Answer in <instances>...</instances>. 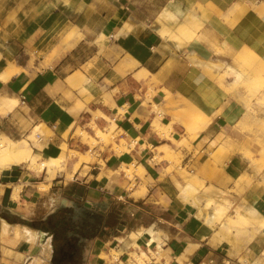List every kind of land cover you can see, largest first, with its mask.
<instances>
[{
	"label": "crops",
	"instance_id": "0c3cea01",
	"mask_svg": "<svg viewBox=\"0 0 264 264\" xmlns=\"http://www.w3.org/2000/svg\"><path fill=\"white\" fill-rule=\"evenodd\" d=\"M171 1L0 0V74L8 64L19 69L6 79L0 75V99L14 100L0 110V133L27 139L37 127L40 146L30 141V147L42 159L59 158L62 146L94 159L80 162L74 155L61 165L74 176L71 188H82L83 195L66 192V173L56 174L58 166L51 181L47 169L36 173L23 163L0 172V264L41 256L42 247L22 237L24 228L45 233L49 257L42 259L52 264L53 234L27 221L37 209L43 222L75 204L104 218L119 215L116 227L101 230L123 231L138 222L137 251L161 248L164 254L145 264H249L264 252V221L240 233L220 223L226 215L264 218V166L255 169L264 154L253 143L264 140V105L242 104L210 76L214 64L236 69L232 61L244 48L264 63V0H174L176 7ZM143 71L147 76L138 79ZM234 79L228 78L229 86ZM195 109L200 114L192 122ZM157 119L169 126L165 133L154 128ZM111 124L128 151L116 154L83 140L85 132L98 141L95 128L106 131ZM226 141L231 151L221 150ZM216 152L218 161L211 157ZM128 165L142 170L130 178L121 169ZM183 170L218 191L210 209L221 205L226 215L214 219V227L204 220L210 217L204 199L185 200ZM10 183L22 187L18 200L1 193ZM53 187L63 192L59 198ZM26 205V216L13 212ZM2 218L11 225L6 236ZM151 225L159 233L154 237L144 232ZM120 262L129 264L125 256Z\"/></svg>",
	"mask_w": 264,
	"mask_h": 264
},
{
	"label": "rangeland",
	"instance_id": "374dc122",
	"mask_svg": "<svg viewBox=\"0 0 264 264\" xmlns=\"http://www.w3.org/2000/svg\"><path fill=\"white\" fill-rule=\"evenodd\" d=\"M238 58H239V56H238V54H236L234 57V60L232 61V64H233V66H235V68L237 70H239L243 74V77L240 79H237L235 77V79H234L235 84H233L231 86L228 85V78H231L232 76H235V75L231 74V73H229V74L226 73V71H230L232 69V67H230V66L228 68L227 64H225V65H218V64L213 65L212 64L213 68L210 69L211 70L210 76L214 80L219 81L218 83H220L222 86H225L226 90L232 96H235L236 99L239 102H241L242 104L264 105V74L262 75L263 77L262 76L259 77V75L257 76L256 71H248V66H246V64L239 63ZM249 59L251 61V64H255L258 68H264V65L262 64V62H260L255 56L250 57ZM48 64L49 63L46 60L44 62V65H48ZM222 77L224 79H223V81L222 80L220 81L219 78H222ZM258 77L260 79H258ZM247 79H251L253 81L248 82V81H246ZM259 81H261V83ZM199 114H200V110L195 109L193 111V113L190 114V120H192V122H195L196 121L195 119L198 118ZM112 127L114 128V130L111 132L108 131V129L106 131L101 130V132H98L100 130L97 129V130H95V131H97L96 135L99 136L98 141H100L99 138L101 135H106L107 141H109L110 136L114 135L116 142H113V143L112 142H100V144H94V145L102 146L105 149H111L116 154H121L123 152L128 151L127 143L124 140L120 139V137L118 136V133L115 131V126L112 125ZM260 128L264 132V124L262 126H260ZM38 130H39V128H37V130H34V132L31 134L32 136L28 141L29 145H30V141H31L32 144H34L36 146H40L39 139H37L35 136V134ZM83 140L85 142H88L90 145H92L94 143V141H92L85 132L83 133ZM253 143L260 146L261 152H262V154H264V140H257V141H254ZM226 146H228L229 151L232 150V144L227 143V141L225 143H223V145L221 146V150L223 147H226ZM120 150H122V151H120ZM119 151H120V153H119ZM31 153H33L32 149H31ZM74 155H79V160H82V161H91V160L93 161L94 160L91 153H87L85 155H80V154L76 153L75 151L68 149L67 146H62L61 155L58 158V163H57V166L60 170H58L56 172V174L66 173V169H67L66 165H67L69 159H71ZM34 156L39 160L41 159V157H39L37 154H34ZM220 156H221V154L216 152L211 157L215 161H218ZM246 157L249 160L253 159L252 154L249 152L246 153ZM64 161H66V162H64ZM63 163H66V165L62 168L61 165ZM23 164H26V163H23ZM261 166H264V156H262L261 162L257 165L256 169L260 168ZM2 170H4V169L1 168L0 172ZM123 170L125 171V169H123ZM182 173H183L184 177L186 179H188L189 182L195 186V190L193 191L195 193L194 196H199L201 199H204L206 201V206L208 205L207 207L210 209V206L212 204H214V202H215V200H213L211 197H213V194L218 192V191H212L211 189H205L204 184L198 179V177L196 175L190 174V173L186 172V170H183ZM129 177L132 178V175ZM66 178L68 180L66 192L68 194L73 193V192L75 194H78L75 190H73V188H71V185L74 184V181H73L74 176L66 173ZM15 185L19 186L20 184L10 183L7 186H3L1 193L11 194V198H12V196L14 197V198H12V200H18V197L16 198V196H15V191H14ZM21 188L22 187L20 185V190H21ZM44 188H46V187H44ZM59 188L60 187H53V190H51V192L55 195L54 196L55 198H59V196L61 195L60 193H63V192L59 191ZM69 188H70V190H69ZM46 189H48V187ZM40 191H43V189H40ZM19 194H20V192H18L17 195L19 196ZM210 198L212 200H209L207 202V200ZM79 206L80 205L75 204L71 207V209L74 212H79V208H78ZM61 207H64V206H61ZM16 208L13 209V212H15L17 215L26 216L28 214V211H27L28 205H26L25 209H22V207H20V206L17 209ZM216 208H217V219L218 218L221 219L222 214L226 215V210L222 206H220V207L217 206ZM93 210H95V209H93ZM4 212L11 215V213H9L6 210H4ZM43 214L44 213H43L42 209H37V212L35 214L33 221H27L29 226L31 225L30 227H38L39 224L41 223V221H39V219ZM17 215L12 214L13 217L18 218ZM227 219H233V218L226 215L225 220H227ZM258 220L264 221V218L257 217L253 220L246 218L244 222L240 223L237 230L232 228V229L228 230V232H232L233 230H235L237 233H240L239 232L240 230L246 228L250 224L253 225V223L258 222ZM222 221L223 220H221L220 223L223 224L224 222H222ZM145 225H147V224H145ZM209 225L214 227L213 222ZM141 229L142 228H138V222L132 221L127 226V229H125L123 231L122 230L118 231V230H113V229L107 230V231L101 230V229L98 230L97 231L98 239L95 240L93 243L90 242L91 240L81 241L80 239H78V241L76 243V247H77V251H78V254H77L78 261L76 264H124L123 262H120V258H122L124 256L128 260L129 264H145V262L150 261V259H154V258L157 261H159L164 256L161 248L156 249L155 251L154 250L149 251L147 254L143 255L140 259H138L139 261L137 260V257H135L136 255L141 253V251H137L139 249L138 243H137L138 237H139L138 232L139 231L142 232ZM225 230H227V229H225ZM133 235H135V236H133ZM132 236L134 238H132ZM134 240H135V242H134ZM125 244L128 246H126ZM33 245H35V244H33ZM124 246L126 247L125 249H123ZM96 250H99V251H96ZM134 252L136 253V255ZM40 253H41L40 257H42V255L44 254L43 251H41ZM246 259L247 258L245 256V254H243L240 258V261L244 262V260H246ZM261 260L264 261V252L263 253L261 252L257 257H255L252 261H250L248 263L249 264H258Z\"/></svg>",
	"mask_w": 264,
	"mask_h": 264
},
{
	"label": "bare ground",
	"instance_id": "6f19581e",
	"mask_svg": "<svg viewBox=\"0 0 264 264\" xmlns=\"http://www.w3.org/2000/svg\"><path fill=\"white\" fill-rule=\"evenodd\" d=\"M177 5V2L172 0L170 3H169V6H174L176 7ZM47 8V6H46ZM1 56V55H0ZM238 60H239V63H242V64H246V66H248V71H256V74L257 76L259 75V77H261L263 74H264V68H258L255 64H251V61H250V57H253L254 54L252 53L251 50H249L248 48H244L242 49L239 53H238ZM237 62V61H236ZM262 64L264 65V63L262 62ZM136 65V64H135ZM232 66V65H231ZM125 67V66H124ZM129 67V66H128ZM229 68V66H228ZM126 69V68H125ZM128 69V68H127ZM19 69L15 67V65L13 64H8V67L4 70V72L2 73L1 77L2 78H8L10 77L12 74L16 73ZM129 70V69H128ZM227 74L231 73V74H234L237 79H240L243 77V74L239 71V70H236V69H231L230 71H226ZM147 76V72L146 71H143L142 73H139L137 75V78L138 79H142L144 77ZM254 76V75H253ZM258 77V79H260ZM263 77V76H262ZM220 81L222 80L223 81V77L222 78H219ZM246 81L248 82H252L253 80L251 79H247ZM219 82V81H217ZM261 83V81H259ZM253 84V83H252ZM259 84V83H258ZM5 103H9L10 105L14 104V100H10V99H0V110L3 109V107L5 106ZM198 110V109H197ZM4 111V110H3ZM100 114L99 111H96L93 113V116H98ZM206 124V123H205ZM112 125L114 124H111L108 128V131H113L114 128L112 127ZM187 125V124H186ZM153 126L156 130H158L159 132H163L165 133L169 126H166L164 124L161 123V121L159 119H157L155 122H153ZM187 127H189L187 125ZM95 128V127H94ZM97 130V128H95ZM34 130V129H33ZM37 130V127L36 129ZM100 130V129H99ZM98 132H101L98 131ZM169 132H172V131H169ZM97 133V131H96ZM162 133V134H163ZM100 134V133H99ZM32 135H29L27 139H20V140H13L11 138H9L8 136H6L4 133H0V169L3 168V169H6V168H9L10 166L12 165H16V164H22V163H26L28 164V166L31 168V169H34L36 171V173H39L43 170V168L47 169V172L50 173V175L48 176V180L51 181V179L54 177V171H53V168L57 166V163H58V158H54V157H50V158H45V159H40V161H38V159L34 156L33 153H31V147L29 145V139L31 138ZM99 137V136H98ZM172 137V136H171ZM170 138V137H169ZM100 141H94L93 144H100V142H116L115 140V136L112 135L110 136V139L109 141H107L106 139V135H101L100 136ZM177 139V138H176ZM93 141V140H92ZM178 141V140H177ZM119 145V144H118ZM122 151V150H120ZM119 151V153H120ZM80 162L82 160H79ZM254 166V165H253ZM126 167V168H125ZM255 167V166H254ZM253 168V167H252ZM251 168V169H252ZM121 169H125V173L127 174V176H131L133 175L134 172H139L141 169V166H138L137 169H134V166L133 165H128V166H124L123 168ZM256 169V168H255ZM252 171V170H251ZM253 173V171H252ZM41 188H44V185H41L40 186ZM195 190V187L193 186L192 183L189 182V184L187 185V187L185 188V194H186V198L185 200H189V199H192V196H194V191ZM15 196L16 198L18 197V192H20V186H17L15 185ZM192 191V192H191ZM191 192V193H190ZM189 193V194H188ZM14 195V194H13ZM12 198H14L12 196ZM209 198V197H208ZM209 200H212L211 198L207 200V202ZM200 201V200H199ZM201 202V201H200ZM197 201V199H194L193 203L195 205H198V203H200ZM206 203V202H205ZM203 203V207L204 204ZM201 207V205H199ZM208 206V205H207ZM206 206V207H207ZM221 206V205H220ZM202 207V208H203ZM199 208V207H198ZM200 210V208H199ZM198 210V211H199ZM197 211V212H198ZM202 211V210H201ZM198 212V217L201 218V217H204L203 214L205 213H202V212ZM196 212V213H197ZM209 213V212H208ZM255 213V212H254ZM195 215V214H194ZM197 215V214H196ZM210 215V217H208ZM201 216V217H200ZM207 216V214H206ZM208 218L204 219L206 220L207 223L211 224L213 222L214 219L217 218V208L216 207H211L210 209V213L208 214ZM246 218H243V217H240L238 216L237 219H227L224 221V223L222 224V227L224 229H227V230H230V229H238L240 223L244 222ZM203 221V220H202ZM204 222V223H206ZM153 224H156V223H153ZM197 224V223H196ZM202 225V224H201ZM1 226H2V234L3 235H7L8 232H9V229L11 228V225L9 224V222L5 219H1ZM20 228V227H19ZM143 230V229H142ZM144 232H146L147 234L151 235L152 237H154V235H156L158 233V231L155 229L154 225H151L149 226L148 228L144 229ZM159 234V233H158ZM130 235V234H129ZM128 235V236H129ZM136 235V234H135ZM133 235V236H135ZM44 236H45V233L43 232H36L34 230H31L29 228H24V234H22V237L25 238L28 242L32 243V244H39L41 247H42V251H43V255H45L46 257H49V241L47 240L46 242H44ZM132 236V238H134ZM137 237V236H136ZM135 237V238H136ZM158 237V236H157ZM156 237V238H157ZM160 237V236H159ZM130 238V237H129ZM217 238V237H216ZM160 239V238H159ZM133 240V239H132ZM136 240V239H135ZM134 240V242H135ZM156 240V239H155ZM158 240V239H157ZM159 241V240H158ZM130 242V241H129ZM160 242V241H159ZM158 242V243H159ZM162 242V241H161ZM146 243V242H145ZM211 243V241H210ZM160 244V243H159ZM162 244V243H161ZM160 244V245H161ZM212 244V243H211ZM210 244V245H211ZM126 245V244H125ZM34 246V245H33ZM128 246V245H126ZM139 247V246H138ZM142 247V246H141ZM150 247V246H149ZM159 247V246H158ZM126 247L124 246L123 249H125ZM231 248V247H230ZM129 249V248H128ZM160 249V248H158ZM232 249V248H231ZM137 250V249H136ZM141 250V249H140ZM139 250V251H140ZM230 250V249H229ZM232 253V251H230ZM135 253V252H134ZM133 253V254H134ZM233 254V253H232ZM42 255V256H43ZM136 255V253H135ZM143 255H145V252L141 251L140 254L136 255L135 257H137V260L140 259ZM34 257V256H33ZM139 261V260H138ZM28 264H44L43 263V259L42 257H36L34 259H32L31 262H29ZM258 264H264V261L261 260Z\"/></svg>",
	"mask_w": 264,
	"mask_h": 264
},
{
	"label": "trees",
	"instance_id": "16d2710c",
	"mask_svg": "<svg viewBox=\"0 0 264 264\" xmlns=\"http://www.w3.org/2000/svg\"><path fill=\"white\" fill-rule=\"evenodd\" d=\"M77 188L78 194L83 195V190ZM12 220V217H9ZM119 215L111 212L106 218L99 213H93L87 209L74 212L71 208L61 207L50 215L39 226L46 225L48 231L53 234V258L52 264H76V243L82 237H93L102 226L116 227L119 223ZM123 224H119L122 229Z\"/></svg>",
	"mask_w": 264,
	"mask_h": 264
},
{
	"label": "water",
	"instance_id": "95a60500",
	"mask_svg": "<svg viewBox=\"0 0 264 264\" xmlns=\"http://www.w3.org/2000/svg\"><path fill=\"white\" fill-rule=\"evenodd\" d=\"M85 205H86L87 207H90V206H91L89 203H86Z\"/></svg>",
	"mask_w": 264,
	"mask_h": 264
},
{
	"label": "built area",
	"instance_id": "2783aa9c",
	"mask_svg": "<svg viewBox=\"0 0 264 264\" xmlns=\"http://www.w3.org/2000/svg\"><path fill=\"white\" fill-rule=\"evenodd\" d=\"M119 136V135H118ZM147 264H149V263H147ZM206 264H210V263H206Z\"/></svg>",
	"mask_w": 264,
	"mask_h": 264
}]
</instances>
